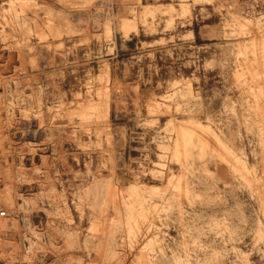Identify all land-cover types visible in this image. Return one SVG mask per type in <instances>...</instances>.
I'll return each instance as SVG.
<instances>
[{
  "label": "rangeland",
  "instance_id": "1",
  "mask_svg": "<svg viewBox=\"0 0 264 264\" xmlns=\"http://www.w3.org/2000/svg\"><path fill=\"white\" fill-rule=\"evenodd\" d=\"M0 209V264H264V0H0Z\"/></svg>",
  "mask_w": 264,
  "mask_h": 264
},
{
  "label": "built area",
  "instance_id": "2",
  "mask_svg": "<svg viewBox=\"0 0 264 264\" xmlns=\"http://www.w3.org/2000/svg\"><path fill=\"white\" fill-rule=\"evenodd\" d=\"M0 217H2V218H7V217H9L7 210H5V209H0Z\"/></svg>",
  "mask_w": 264,
  "mask_h": 264
},
{
  "label": "bare ground",
  "instance_id": "3",
  "mask_svg": "<svg viewBox=\"0 0 264 264\" xmlns=\"http://www.w3.org/2000/svg\"><path fill=\"white\" fill-rule=\"evenodd\" d=\"M6 159V158H5ZM237 159V158H236ZM132 227V226H131ZM1 232V231H0ZM148 245V244H147ZM3 249V248H2ZM15 251V250H14ZM11 253V252H10ZM136 255V254H135ZM139 256V255H138ZM141 258V257H140ZM143 259V258H142ZM145 259V258H144ZM94 264V263H93ZM134 264V263H133ZM136 264H137V262H136Z\"/></svg>",
  "mask_w": 264,
  "mask_h": 264
}]
</instances>
